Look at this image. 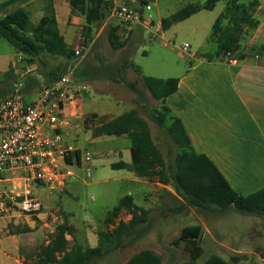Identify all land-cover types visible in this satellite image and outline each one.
Wrapping results in <instances>:
<instances>
[{
	"label": "rangeland",
	"instance_id": "374dc122",
	"mask_svg": "<svg viewBox=\"0 0 264 264\" xmlns=\"http://www.w3.org/2000/svg\"><path fill=\"white\" fill-rule=\"evenodd\" d=\"M204 1L150 0L153 10L147 11L144 8L143 14L149 22L155 21L158 24V13L163 18H168L191 3ZM226 5L225 0L220 1L211 11L202 10L185 21L161 30L163 39L152 41L158 25L153 29L138 27L135 31L120 29L118 35L125 46L115 49L110 43L109 35L118 20L106 23V19L101 25L94 26L83 41L73 45L74 48H87L89 52L79 64L74 58L68 64L67 71L77 65L76 71L80 73L88 92L85 94V112L79 116L81 127L70 131L68 137L84 154L89 153L92 161L72 163L71 169L76 172L77 177L68 180L63 190H36L45 207L38 217L14 214L5 220L0 243V264H33L39 249L50 241L52 231L63 223L74 228L75 238L73 240L71 237V247L75 242H83L87 235L90 245L96 246L98 237H95L94 242L92 235L101 229H107L105 219L109 211L127 195H131L139 207L149 212L144 235L91 264H127L135 254L146 249L159 254L162 264H181L189 260V255L183 244L176 246L174 241L180 237L185 227L197 224L204 228V253L198 260L199 264L205 263L213 255L222 257L230 264H264L263 216L234 209L217 212L191 208L177 212L175 209L180 203L172 187H165L158 180L148 179H143L141 186L135 185L128 180L131 177L129 171L111 167V163L132 162V140L128 136L94 135L97 126L137 109L148 122L154 141L166 160L173 158L169 153L170 138L152 118L159 101L146 88L143 76L177 78L197 62L198 55H214L217 43L210 37L213 26ZM13 8V5L3 7L1 13L13 12L16 10ZM22 8L29 11L26 7ZM42 14L41 11L31 12L32 25H38ZM184 45L190 48L184 50ZM14 53L11 45L0 38V85L7 82L10 85L19 82L25 84L27 81L31 87L24 91L25 99H32L48 84L49 71L59 61L50 60L46 66L35 65L36 67L24 62V76L20 73L11 76V72L5 74L4 71L8 68L9 56ZM129 62L138 66L142 74L131 66L124 69L123 65ZM27 67L31 69L30 72H27ZM128 83L136 85L139 92L134 91ZM88 168L91 170L88 171ZM121 216L125 220L131 218L126 211Z\"/></svg>",
	"mask_w": 264,
	"mask_h": 264
},
{
	"label": "trees",
	"instance_id": "16d2710c",
	"mask_svg": "<svg viewBox=\"0 0 264 264\" xmlns=\"http://www.w3.org/2000/svg\"><path fill=\"white\" fill-rule=\"evenodd\" d=\"M223 0H205L203 3H191L168 18L162 20V28L166 30L172 25L191 18L202 10H213ZM227 5L213 26L211 40L217 43L214 55L205 54L208 61L218 60L231 52L237 57L241 55L243 41L252 36L259 22L254 18L257 7L256 0H225ZM13 4V0L0 4L3 7ZM73 14H80L86 19V34L92 32L94 26L101 25L110 14L107 0H70ZM87 37V36H86ZM0 38L8 42L17 54L23 56L28 66H46L50 60L59 61L49 71V82H56L67 72L68 64L75 58L74 46L69 45L61 35L57 19L54 15L41 19L38 25L31 23L30 14L23 8L0 16ZM113 48L120 49L125 42L120 40L118 28H113L109 35ZM36 65V66H35ZM133 67L141 73L138 66L125 63L123 68ZM75 72L74 79H81ZM143 82L159 106L154 108V122L170 138L169 153L173 155L169 161L155 143L148 122L137 109L107 121L94 130V135L128 136L132 140V162L120 161L113 163L115 170H127L137 177L158 180L166 187H172L180 203L175 211L184 212L191 208L199 211L225 212L230 209L246 214L264 217V190L248 196L239 194L231 186L217 165L205 154L196 151L182 120L167 105V98L179 90L178 78H155L143 76ZM31 84L25 82L24 91ZM139 92L136 85L128 83ZM44 86L37 94L38 95ZM31 99H26L29 102ZM78 158L80 152L77 153ZM126 211L131 214L129 221H121L114 229L116 219ZM149 212L139 207L131 195L124 196L109 211L105 219L107 229L98 231L99 245L85 247L75 242L71 247L68 236L75 238L73 226L68 223L59 225L52 234L50 241L43 245L36 255L33 264H91L105 258L117 250L141 238L145 225L149 222ZM204 228L201 224L185 227L179 238L174 241L176 246L184 245L189 260L181 264H199L198 260L204 253L202 246ZM127 264H162V258L155 251L146 249L135 254ZM203 264H230L218 255L211 256Z\"/></svg>",
	"mask_w": 264,
	"mask_h": 264
},
{
	"label": "crops",
	"instance_id": "0c3cea01",
	"mask_svg": "<svg viewBox=\"0 0 264 264\" xmlns=\"http://www.w3.org/2000/svg\"><path fill=\"white\" fill-rule=\"evenodd\" d=\"M7 1L10 0H0V4ZM112 1L141 11L150 3V0ZM256 1L258 5L253 16L259 25L252 36L242 43L241 55L237 57L239 63L229 64L224 57L208 61L203 57L208 53L200 54L194 65L177 76L179 90L167 98V105L182 120L196 151L207 155L234 190L243 196L264 190V0ZM11 5L13 9L28 8L29 14L41 11L43 14L39 22L46 16L54 15L61 35L69 45L84 40L86 19L72 13L70 0H13ZM1 12V17L9 13ZM144 19L147 20L145 16ZM163 19L158 13V24L152 21L149 26L141 24L133 29H153L156 25L157 29H163ZM111 20L114 19L108 17L106 23ZM116 24L115 27L119 26L118 22ZM121 30L118 28V34ZM24 64L23 56L15 52L9 56L4 73L24 76ZM30 71L27 67V72ZM74 82L85 85L79 78ZM13 85L10 82L0 85V100L11 94ZM35 97L32 96L31 100ZM85 97L84 94L80 101V115L85 112ZM130 173L128 180L141 186L144 180ZM95 237H98V232L92 235L93 241ZM68 239L71 242V236ZM81 243L92 247L88 235ZM98 245L99 237L94 247Z\"/></svg>",
	"mask_w": 264,
	"mask_h": 264
},
{
	"label": "built area",
	"instance_id": "2783aa9c",
	"mask_svg": "<svg viewBox=\"0 0 264 264\" xmlns=\"http://www.w3.org/2000/svg\"><path fill=\"white\" fill-rule=\"evenodd\" d=\"M107 1L109 18L118 20L120 29L132 30L137 25L151 24L144 19L143 11ZM145 8L152 10L150 4ZM161 30H156L152 41L163 39ZM183 48L188 50L190 47L184 45ZM74 50L77 64L89 52L81 46ZM224 58L229 64L239 63L231 52ZM76 67L70 68L29 102L25 99L23 82L15 83L11 94L0 100V243L6 219L14 214L38 217L42 213L45 207L36 194L38 188L63 190L68 180L77 177L71 169L72 163L92 161L89 153L84 154L68 138L70 131L81 127L79 106L82 96L88 92L85 85L74 82ZM123 212L111 229L121 221L131 219L122 218Z\"/></svg>",
	"mask_w": 264,
	"mask_h": 264
}]
</instances>
